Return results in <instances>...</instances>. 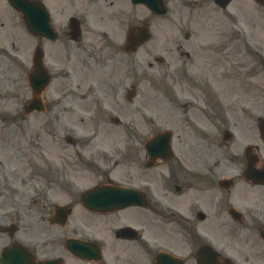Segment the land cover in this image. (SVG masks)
I'll use <instances>...</instances> for the list:
<instances>
[{"label": "flooded vegetation", "instance_id": "1", "mask_svg": "<svg viewBox=\"0 0 264 264\" xmlns=\"http://www.w3.org/2000/svg\"><path fill=\"white\" fill-rule=\"evenodd\" d=\"M245 2L0 0V264H264V140L240 145L263 114L227 59L261 55Z\"/></svg>", "mask_w": 264, "mask_h": 264}, {"label": "rangeland", "instance_id": "2", "mask_svg": "<svg viewBox=\"0 0 264 264\" xmlns=\"http://www.w3.org/2000/svg\"><path fill=\"white\" fill-rule=\"evenodd\" d=\"M240 3H238L239 5ZM243 8H240L241 11H239V16H237V18H241L240 19V24L238 25V27L245 33L246 39L248 40V42H252L254 40L260 41L262 43V47L264 49V9L261 8H257V7H249L246 2L242 4ZM237 9V10H239ZM236 11V10H233ZM215 18L220 19L221 16H217L214 15ZM237 49L236 45L235 47L232 45H229L228 48H226L227 51H232ZM264 52V50H263ZM245 58L240 57V59L238 58V56H235L234 52L233 54L230 53V56H227V59H231L234 60L236 63L239 60L240 64H246V66H250L253 69L254 72V76L251 79H247V83L253 85V89L249 92H246L245 95V101L247 106L249 107V105H256L257 108H259L260 112L263 114L264 116V70L262 67V62L259 61L258 58L253 57V56H249V55H244ZM264 59V58H263ZM263 61V60H262ZM159 82V87H160V81L158 79V75L155 74H150V78L149 80L143 82L141 84V86L138 88L139 94L136 97V99H148L151 98L150 101V107L153 111V113L158 114V115H163V111H161V106H160V102L158 100H153L154 97L159 98L160 94L162 92V89L157 88V86L155 84H157ZM247 85V84H246ZM249 86V85H247ZM248 90V89H247ZM254 96H256L257 98H255ZM138 101V100H137ZM256 103V104H255ZM244 120V119H243ZM243 123V121H242ZM245 127L243 129V133H242V143L240 145H243L244 142H249L250 140H253L251 137H249L248 135V131L250 125L252 124V129L257 131V128L255 126L256 122H252L247 120L245 123ZM112 128L114 129H120L122 128V126H113L111 125ZM105 139V138H104ZM101 140H103V138H101ZM241 141V140H240ZM239 145V148H240ZM238 150V149H237ZM239 151V150H238ZM220 157V155L218 156ZM225 163L223 162V164L221 165V168L224 167ZM87 183H90L89 181ZM220 209V208H219ZM218 215H221L222 217H225L227 220V214L226 212H218L216 213V218H215V226H216V231H220L222 232V230L220 229V221H221V217H219ZM231 226L233 227H239L237 224H235L234 222H230ZM218 232V233H220ZM231 237V236H230ZM237 238V236H236ZM236 238H232L230 239L231 241H234L235 243H237ZM230 249H233V253H231L229 250H225L226 254L228 255L229 253L231 254H235V256L238 257L239 259V255L241 256V247H235V246H230Z\"/></svg>", "mask_w": 264, "mask_h": 264}, {"label": "water", "instance_id": "3", "mask_svg": "<svg viewBox=\"0 0 264 264\" xmlns=\"http://www.w3.org/2000/svg\"><path fill=\"white\" fill-rule=\"evenodd\" d=\"M259 125V127L264 131V119L260 122Z\"/></svg>", "mask_w": 264, "mask_h": 264}]
</instances>
